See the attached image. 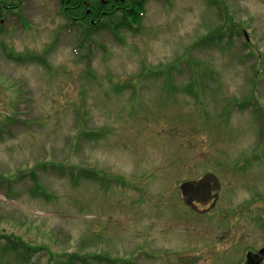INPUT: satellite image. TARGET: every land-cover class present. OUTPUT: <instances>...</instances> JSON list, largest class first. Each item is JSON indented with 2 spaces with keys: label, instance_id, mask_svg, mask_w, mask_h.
Segmentation results:
<instances>
[{
  "label": "rangeland",
  "instance_id": "obj_1",
  "mask_svg": "<svg viewBox=\"0 0 264 264\" xmlns=\"http://www.w3.org/2000/svg\"><path fill=\"white\" fill-rule=\"evenodd\" d=\"M133 1L0 0V264H264V0Z\"/></svg>",
  "mask_w": 264,
  "mask_h": 264
},
{
  "label": "water",
  "instance_id": "obj_2",
  "mask_svg": "<svg viewBox=\"0 0 264 264\" xmlns=\"http://www.w3.org/2000/svg\"><path fill=\"white\" fill-rule=\"evenodd\" d=\"M220 187L218 178L212 173H207L198 181L182 183L180 191L185 203L192 209L197 210L195 203L206 206L212 198L217 200ZM212 192H215L214 196H212ZM260 254H264V249L260 251ZM251 257L252 255L249 254L248 259H251Z\"/></svg>",
  "mask_w": 264,
  "mask_h": 264
},
{
  "label": "flooded vegetation",
  "instance_id": "obj_3",
  "mask_svg": "<svg viewBox=\"0 0 264 264\" xmlns=\"http://www.w3.org/2000/svg\"><path fill=\"white\" fill-rule=\"evenodd\" d=\"M21 1V0H20ZM63 5L65 7L64 12L74 13L72 15L74 20L80 19L83 21V17H76L77 15H81L82 11H85V14L88 16H93L95 13L100 15L112 14L115 10H128L126 3L127 0H62ZM108 5L109 9L100 10L101 4ZM121 3V4H120ZM130 4H133L134 1L130 0ZM10 10L11 7L7 5H0V24L2 23V15L4 11L1 9ZM94 20L95 19H91ZM90 20V22H91Z\"/></svg>",
  "mask_w": 264,
  "mask_h": 264
},
{
  "label": "trees",
  "instance_id": "obj_4",
  "mask_svg": "<svg viewBox=\"0 0 264 264\" xmlns=\"http://www.w3.org/2000/svg\"><path fill=\"white\" fill-rule=\"evenodd\" d=\"M128 2H130V0ZM137 2L135 1L133 4H130L129 10L123 11L121 13V16L118 17V19H116L115 21L109 20V21H112L111 23H109L110 26L114 27V28H122V27H125V26L130 24L129 23L130 22L129 18L132 17L133 15H136L135 19H137V16L140 13V12L136 11V7L138 6ZM139 4L141 5V1L140 0H139ZM81 15L83 16L84 13H82ZM95 15H98V14H95ZM139 17H140V15H139ZM82 172H84V171H82ZM33 176H35V173H33ZM35 194H37V193H35ZM8 243L10 245H12V247L14 246L17 249L22 250L23 251L22 255H25V256H29L33 252H37V251L40 252L41 250H43V249H29V247L25 243H20L18 239H14V240H12V242L8 241ZM12 250H13V248H12ZM12 250H11V252H12ZM95 258L97 260H99V259L105 260L106 262H109V263H115L116 262L115 260L110 259L108 256L107 257H99V256H97Z\"/></svg>",
  "mask_w": 264,
  "mask_h": 264
}]
</instances>
